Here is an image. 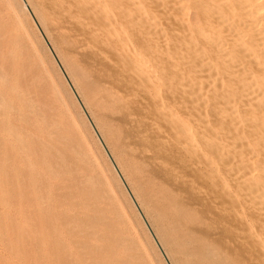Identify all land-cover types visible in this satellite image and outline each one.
<instances>
[{
  "label": "bare ground",
  "instance_id": "bare-ground-1",
  "mask_svg": "<svg viewBox=\"0 0 264 264\" xmlns=\"http://www.w3.org/2000/svg\"><path fill=\"white\" fill-rule=\"evenodd\" d=\"M13 2L164 263L264 264V0ZM59 142L19 149L56 168Z\"/></svg>",
  "mask_w": 264,
  "mask_h": 264
},
{
  "label": "rangeland",
  "instance_id": "rangeland-1",
  "mask_svg": "<svg viewBox=\"0 0 264 264\" xmlns=\"http://www.w3.org/2000/svg\"><path fill=\"white\" fill-rule=\"evenodd\" d=\"M13 1L0 0V264H165L37 28ZM60 138L76 150L66 149L71 161L53 157L56 168L19 149L56 148ZM253 229L264 240L263 228Z\"/></svg>",
  "mask_w": 264,
  "mask_h": 264
}]
</instances>
